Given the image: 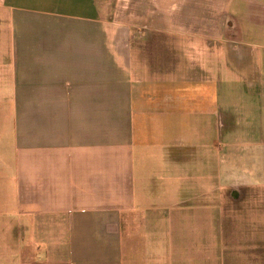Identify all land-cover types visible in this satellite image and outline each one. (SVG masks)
I'll use <instances>...</instances> for the list:
<instances>
[{"label":"crops","instance_id":"crops-1","mask_svg":"<svg viewBox=\"0 0 264 264\" xmlns=\"http://www.w3.org/2000/svg\"><path fill=\"white\" fill-rule=\"evenodd\" d=\"M116 2L0 0L15 264H264V86L168 73Z\"/></svg>","mask_w":264,"mask_h":264},{"label":"rangeland","instance_id":"rangeland-1","mask_svg":"<svg viewBox=\"0 0 264 264\" xmlns=\"http://www.w3.org/2000/svg\"><path fill=\"white\" fill-rule=\"evenodd\" d=\"M172 1L175 4L171 9L177 12L161 14L154 12L160 9V0H118L117 9L108 16L109 24H112V30L129 39L142 57L157 60L156 65H159V59H167L168 73L176 72L180 78H212L220 85L264 86V0L166 2ZM190 3L196 13L190 12ZM182 7L183 13H179ZM175 59H178V68L174 70ZM1 86L0 96L9 98L10 93L1 91ZM2 106L0 264H15L16 240L11 236V232L15 236L16 217L13 181L17 151L15 113Z\"/></svg>","mask_w":264,"mask_h":264}]
</instances>
